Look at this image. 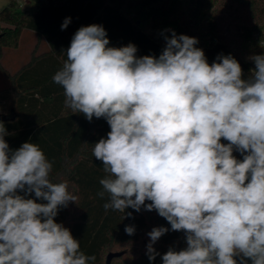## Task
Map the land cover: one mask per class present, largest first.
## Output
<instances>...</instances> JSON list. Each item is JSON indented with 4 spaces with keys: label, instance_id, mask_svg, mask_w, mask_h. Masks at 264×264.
<instances>
[{
    "label": "clouds",
    "instance_id": "1",
    "mask_svg": "<svg viewBox=\"0 0 264 264\" xmlns=\"http://www.w3.org/2000/svg\"><path fill=\"white\" fill-rule=\"evenodd\" d=\"M164 39L158 58L138 57L132 43L109 47L102 25L82 26L52 77L66 108L110 126L92 149L107 174L98 193L109 196L105 212L155 210L182 231L187 247H170L162 264H264V54L249 58L255 68L244 80L232 55L210 65L197 38L171 30ZM8 134L0 121V264L94 262L54 219L77 199L68 182L50 180L52 163L37 143L13 151ZM32 193L46 203L26 198ZM168 231L147 233L150 261Z\"/></svg>",
    "mask_w": 264,
    "mask_h": 264
},
{
    "label": "trees",
    "instance_id": "2",
    "mask_svg": "<svg viewBox=\"0 0 264 264\" xmlns=\"http://www.w3.org/2000/svg\"><path fill=\"white\" fill-rule=\"evenodd\" d=\"M8 1L0 11V72L9 81L11 93L9 109L6 106L7 111H0V121L9 133L5 140L10 149L25 142L37 143L52 163L50 180L68 182V190L77 199L61 207L54 219L80 241L81 251L96 257L90 264H106L111 253H122L111 264H162L161 257L170 247L177 251L187 247L184 233L172 231L155 210L105 212L103 205L109 196L105 193L101 198L98 193L103 191L99 181L107 174L92 149L101 138H107L110 126L104 118L93 117L89 122L82 113L66 108L64 90L52 77L63 67L76 31L99 24L106 30L109 47L132 43L138 57H159L165 44L157 32L171 36L174 30L177 35L195 37V46L204 51L210 65L218 55L230 54L241 65L242 79L247 80L255 68L249 58L264 54V0H53L38 5L34 13ZM66 18L70 23L62 30ZM23 31L33 32L48 51L34 52L31 61L12 75L1 64L2 48H18ZM221 143L228 141L222 139ZM233 155L243 159L238 151ZM17 194L25 195L19 190ZM26 198L36 199L34 193ZM126 226H134L135 233L126 234ZM161 226L169 231L153 245L160 255L150 261L147 233ZM234 258L239 262V257Z\"/></svg>",
    "mask_w": 264,
    "mask_h": 264
},
{
    "label": "rangeland",
    "instance_id": "3",
    "mask_svg": "<svg viewBox=\"0 0 264 264\" xmlns=\"http://www.w3.org/2000/svg\"><path fill=\"white\" fill-rule=\"evenodd\" d=\"M8 5L9 3L6 0H0V10H3V7L5 8ZM36 9V5H28L26 7H23L21 10L27 11L28 13H34ZM1 27H6L8 29L14 30L13 28L7 27L6 25H2ZM157 36L162 39L163 43L166 46L164 34H162L161 32H157ZM41 48L42 42L36 35L23 31L18 40V48H2L1 64H5V66H8L12 73H14L18 71L19 68H21L23 65L28 64L31 61L33 53L35 52L36 54H38ZM3 56L5 57V59H3ZM3 60H5L4 63H2ZM5 99H7L8 101L5 104H0V111H7V107L9 109L10 95L6 96Z\"/></svg>",
    "mask_w": 264,
    "mask_h": 264
},
{
    "label": "crops",
    "instance_id": "4",
    "mask_svg": "<svg viewBox=\"0 0 264 264\" xmlns=\"http://www.w3.org/2000/svg\"><path fill=\"white\" fill-rule=\"evenodd\" d=\"M8 3H9V1L8 0H6ZM2 9V8H1ZM3 9H4V7H3ZM1 11V10H0ZM25 32H29V33H31V34H34L33 32H30V31H25ZM35 35V34H34ZM48 51V46L46 45V43L45 42H42V48L39 50V52H38V55H41V54H43V53H45V52H47ZM3 53H4V51H3ZM3 59H5V57L3 56ZM5 62V60H3L2 61V63H4ZM2 66H3V68L7 71V72H9L10 74H15L16 72H18L21 68H19V70L18 71H16V72H14V73H12V71L8 68V66H5V64H2ZM10 93H11V90H10V83H9V81L3 76V74L0 72V104H5L8 100L7 99H5V97L6 96H9L10 95Z\"/></svg>",
    "mask_w": 264,
    "mask_h": 264
},
{
    "label": "built area",
    "instance_id": "5",
    "mask_svg": "<svg viewBox=\"0 0 264 264\" xmlns=\"http://www.w3.org/2000/svg\"><path fill=\"white\" fill-rule=\"evenodd\" d=\"M53 0H14L16 5L22 9L23 7H26L28 5H40V4H49Z\"/></svg>",
    "mask_w": 264,
    "mask_h": 264
},
{
    "label": "water",
    "instance_id": "6",
    "mask_svg": "<svg viewBox=\"0 0 264 264\" xmlns=\"http://www.w3.org/2000/svg\"><path fill=\"white\" fill-rule=\"evenodd\" d=\"M0 40H1V35H0ZM121 255H122V253H111V254H109L108 257H107L106 264H111L112 260L114 258L120 257Z\"/></svg>",
    "mask_w": 264,
    "mask_h": 264
}]
</instances>
